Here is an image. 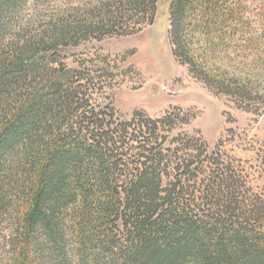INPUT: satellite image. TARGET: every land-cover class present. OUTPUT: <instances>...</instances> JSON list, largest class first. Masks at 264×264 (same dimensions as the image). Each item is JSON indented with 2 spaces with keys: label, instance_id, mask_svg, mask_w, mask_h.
<instances>
[{
  "label": "trees",
  "instance_id": "1",
  "mask_svg": "<svg viewBox=\"0 0 264 264\" xmlns=\"http://www.w3.org/2000/svg\"><path fill=\"white\" fill-rule=\"evenodd\" d=\"M157 1L50 8L24 31L26 0H0V264H264V197L239 159L174 133L180 109L118 119L111 56L66 67L70 44L153 25ZM166 2L173 56L264 114V0Z\"/></svg>",
  "mask_w": 264,
  "mask_h": 264
},
{
  "label": "rangeland",
  "instance_id": "2",
  "mask_svg": "<svg viewBox=\"0 0 264 264\" xmlns=\"http://www.w3.org/2000/svg\"><path fill=\"white\" fill-rule=\"evenodd\" d=\"M99 1L26 0L20 27L32 31L42 15L50 14V8L60 9L69 20L75 12L82 18L87 15L86 9L98 5ZM157 2L153 25L142 23L130 34L117 29L102 38L92 37L77 45H68L63 52L66 67H81V63L101 54L111 56L116 60L113 69L116 84L112 90H107V101L113 104L118 119L131 120L136 112L157 118L168 110L180 109L187 121L176 126L174 133L200 137L209 152L218 148L226 158L239 159L249 182L264 197V114L247 112L237 100L215 93L173 56L166 32L168 4L166 0ZM213 64L217 66L218 62ZM221 66L229 72L237 68L227 60L222 61ZM258 82L263 84L264 80ZM6 242L7 238L0 236V258L6 257Z\"/></svg>",
  "mask_w": 264,
  "mask_h": 264
}]
</instances>
